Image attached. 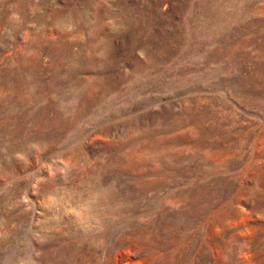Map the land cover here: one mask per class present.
I'll list each match as a JSON object with an SVG mask.
<instances>
[{
  "label": "rangeland",
  "instance_id": "1",
  "mask_svg": "<svg viewBox=\"0 0 264 264\" xmlns=\"http://www.w3.org/2000/svg\"><path fill=\"white\" fill-rule=\"evenodd\" d=\"M30 261L264 264V0H0V264Z\"/></svg>",
  "mask_w": 264,
  "mask_h": 264
},
{
  "label": "clouds",
  "instance_id": "2",
  "mask_svg": "<svg viewBox=\"0 0 264 264\" xmlns=\"http://www.w3.org/2000/svg\"><path fill=\"white\" fill-rule=\"evenodd\" d=\"M48 201H49V205L52 206V205H54V204L56 203V201H57V197H56L55 195H50V196L48 197ZM69 211H70L74 216H76V218H77L78 220H82L83 217H84V209H83V207H81V209H78V210H77V209H69ZM29 264H35V262H34V261H30Z\"/></svg>",
  "mask_w": 264,
  "mask_h": 264
}]
</instances>
